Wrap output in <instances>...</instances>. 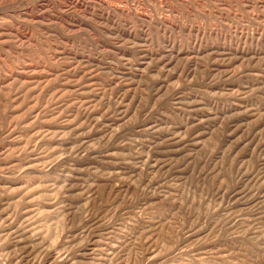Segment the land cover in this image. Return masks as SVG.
I'll return each mask as SVG.
<instances>
[{
    "label": "rangeland",
    "instance_id": "374dc122",
    "mask_svg": "<svg viewBox=\"0 0 264 264\" xmlns=\"http://www.w3.org/2000/svg\"><path fill=\"white\" fill-rule=\"evenodd\" d=\"M0 264H264V0H0Z\"/></svg>",
    "mask_w": 264,
    "mask_h": 264
},
{
    "label": "bare ground",
    "instance_id": "6f19581e",
    "mask_svg": "<svg viewBox=\"0 0 264 264\" xmlns=\"http://www.w3.org/2000/svg\"><path fill=\"white\" fill-rule=\"evenodd\" d=\"M1 202V201H0Z\"/></svg>",
    "mask_w": 264,
    "mask_h": 264
}]
</instances>
